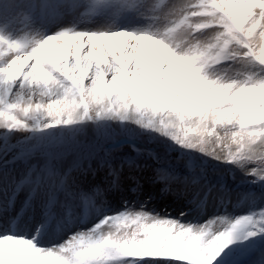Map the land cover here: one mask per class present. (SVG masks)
Segmentation results:
<instances>
[{"label": "snow or ice", "instance_id": "1", "mask_svg": "<svg viewBox=\"0 0 264 264\" xmlns=\"http://www.w3.org/2000/svg\"><path fill=\"white\" fill-rule=\"evenodd\" d=\"M29 2L38 30L32 46L0 36V213L6 135L40 132L45 139L51 138L45 129L62 127L74 134L79 129L72 126L87 122L97 127L116 120L135 124L213 160L234 164L245 177H254L253 183L264 182V73L245 71L225 79L208 71L222 59L236 57L245 66H264V0H178L161 9L172 26L159 35L107 28H65L44 35L51 24L84 7L102 12L131 4ZM207 28L214 30L212 40L191 38ZM14 183L17 189L31 184L29 199H39L44 223L31 237L3 231L0 264H214L237 240L264 237V209L235 220L221 216L194 225L141 205L105 215L62 243L41 247L38 238L58 210L67 209L69 199L87 205L91 197L71 191L67 174L51 166L35 173L30 169ZM214 224L226 227L214 231ZM249 225L254 230L245 231Z\"/></svg>", "mask_w": 264, "mask_h": 264}, {"label": "rangeland", "instance_id": "2", "mask_svg": "<svg viewBox=\"0 0 264 264\" xmlns=\"http://www.w3.org/2000/svg\"><path fill=\"white\" fill-rule=\"evenodd\" d=\"M177 2L178 0H129L131 4L129 8H111L102 12L84 7L69 13L59 23L51 24L44 31V35L65 28L77 31L125 29L136 32L150 31L159 35L166 27L172 26L171 20L163 19L161 9L172 7ZM34 21L29 0H0V36L19 40L30 47L38 38L37 25ZM256 31H259V27ZM213 37L214 30L207 28L193 33L191 38L207 42ZM70 47L74 48V43ZM28 63H34V60ZM208 71L227 79L241 77L245 71L264 73V66L256 64L245 66L241 63V57H236L222 59L221 62L210 66ZM24 91L27 95L29 90ZM104 127L109 138L107 140L111 142L107 145L101 141L100 131ZM104 127H97L96 124L87 122L85 125L87 138L80 134H71L73 139L70 141V138H65L62 149H57L54 144L22 146L19 142L26 141L31 135L30 132L19 131L6 135L4 142L8 145V152L5 161L10 164L4 163L3 168L4 211L0 213V234L7 230L31 237L35 229L44 223L39 199H29L31 184L25 183L17 189L14 181L19 182L27 176L30 169L35 173L47 166H51L61 175L67 174V185L71 191L84 193L92 198L87 205L82 200L69 199V207L66 210L76 209L78 214L73 216L68 212L66 216L62 209H59L57 218L46 224L42 235L38 238L37 246L41 247L60 244L73 232L92 228L105 215L121 212L125 208L139 209L141 205L145 210L179 218L184 223L194 225H203L212 218L221 216L235 220L237 217L251 213L258 214L260 209H264V182L253 183L254 177H245L241 170H228L216 175L202 171L197 175L186 162L188 157L178 149L163 148L160 138L151 132H142L143 130L137 125L129 122L121 123L118 120L107 121ZM44 131L55 137L63 136L65 133L62 127ZM110 147H112L111 153L105 155ZM146 151L148 155H145ZM193 151L198 150L193 149ZM20 153L23 155H19ZM12 156L17 157V160H12ZM203 156L207 155L203 154ZM173 159L177 162L174 164L180 166L176 167L178 170L176 172L171 171V167L174 168L171 166ZM215 162L221 164L217 160ZM191 163L202 168L204 159L195 156ZM139 165L156 168L155 174L150 175L135 170L134 166ZM75 168L81 169V172L79 174L72 172ZM16 173L19 174L16 176ZM102 175L110 177L102 178ZM5 181L8 183L6 184ZM109 183L111 188L106 192L104 189ZM189 183L193 185L187 189L186 194H182L183 188ZM134 187H138V190L131 192V188ZM97 188L100 193L105 192L101 201H98L100 195L96 192ZM218 189L223 191L220 192ZM114 190H117V193H114ZM121 192L126 193L118 196ZM189 203L193 204L191 210L185 206ZM10 207H13V213L7 211ZM5 212L9 214V218L4 216ZM180 213L184 215L181 216ZM34 217L39 221L33 223ZM68 221L69 223L65 225ZM225 227L224 224L212 225L214 231L223 230ZM247 230H254V226L249 225L245 231ZM128 233L131 234L130 228ZM239 241L227 246L214 264H255L254 260L257 264L261 261L255 255L264 248V237H250L241 243ZM138 264H164V262L140 261Z\"/></svg>", "mask_w": 264, "mask_h": 264}, {"label": "trees", "instance_id": "3", "mask_svg": "<svg viewBox=\"0 0 264 264\" xmlns=\"http://www.w3.org/2000/svg\"><path fill=\"white\" fill-rule=\"evenodd\" d=\"M107 123V121H106ZM85 124H79V125H75V128H78L79 130L76 131L74 134H80L81 136H83L85 139L87 138V135L85 133ZM102 131H100L101 133V141H106L108 138V135H107V130L106 128H102L101 129ZM128 130V128H127ZM143 131L142 132H151V131H148V130H144L142 129ZM130 131V130H129ZM131 133V131H130ZM154 136H157L160 138V142L164 145L165 148H169V149H178L180 150L181 152H183L184 154L186 155H193V156H196V157H199V158H203L204 159V164H203V170L207 173H210V174H216V173H222L224 171H226L227 169H237L239 170L238 167H236L234 164H224V163H217L215 162V160H213L212 158H210L209 156H203V154L200 152V151H193V149H186L184 147H181L180 145H178L174 140H172L170 137H167V136H162V135H159L158 133H155V132H151ZM42 134H38L37 132H33V135H32V140L29 142L30 145H33L36 143L38 137H41ZM65 138L66 139H69L70 138V141L73 139L71 138V134L67 133L65 131L64 135L63 136H60L59 138V142L57 143V149L63 147L64 143H65ZM49 138H45V139H42V142H46ZM239 243H241V240L239 241Z\"/></svg>", "mask_w": 264, "mask_h": 264}, {"label": "bare ground", "instance_id": "4", "mask_svg": "<svg viewBox=\"0 0 264 264\" xmlns=\"http://www.w3.org/2000/svg\"><path fill=\"white\" fill-rule=\"evenodd\" d=\"M5 164H10V162H8V161H5ZM120 168V167H119ZM134 169L135 170H141V172H143V173H148V174H155V171H156V168H154V167H151V166H138V167H135L134 166ZM81 169H79V168H75V169H73L72 170V172H76V174L78 173H80L81 171H80ZM125 170H127V169H125ZM19 174V173H18ZM17 173L15 174L16 176L18 175ZM108 177H110V176H106V175H102V178H108ZM6 182V184L8 183L7 181H5ZM191 185H193L192 183H189V184H187V185H185V187L183 188V193L182 194H186V192H187V189H189V188H191ZM204 188H206V187H204ZM203 188V189H204ZM191 190V189H190ZM193 190V189H192ZM194 191V190H193ZM218 191H223L222 189H218ZM176 199V198H175ZM175 201H173V203H174ZM192 203H189V204H187V205H185L186 207H187V209L188 210H191V208H192ZM20 206V205H19ZM8 212H10V213H13V207H10L8 210H7ZM14 211H16L15 210V208H14ZM16 213H17V211H16ZM4 216H6L7 218H9L8 216H9V214H7L6 212H5V214H4ZM10 216H11V214H10ZM39 220L36 218V217H34L33 218V220H32V222L33 223H36V222H38ZM74 222V221H73ZM33 223H30V224H33ZM67 223H69V221L68 222H66V224L65 225H67ZM75 223H78V221H75ZM256 258H258V259H261V261H259L257 264H261V262L264 260V248H262L256 255ZM255 262V264H256V260H254Z\"/></svg>", "mask_w": 264, "mask_h": 264}]
</instances>
